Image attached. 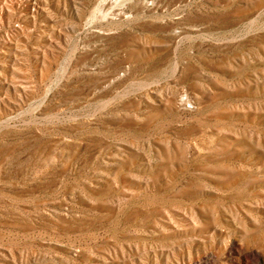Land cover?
<instances>
[{
  "label": "rangeland",
  "instance_id": "1",
  "mask_svg": "<svg viewBox=\"0 0 264 264\" xmlns=\"http://www.w3.org/2000/svg\"><path fill=\"white\" fill-rule=\"evenodd\" d=\"M0 264H264V0H0Z\"/></svg>",
  "mask_w": 264,
  "mask_h": 264
}]
</instances>
